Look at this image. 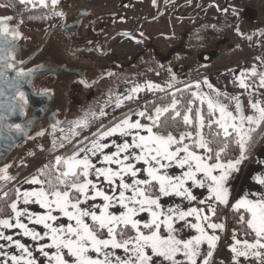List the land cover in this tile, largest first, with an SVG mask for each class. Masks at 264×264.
<instances>
[{"label": "snow or ice", "instance_id": "snow-or-ice-1", "mask_svg": "<svg viewBox=\"0 0 264 264\" xmlns=\"http://www.w3.org/2000/svg\"><path fill=\"white\" fill-rule=\"evenodd\" d=\"M19 2L26 4L33 0ZM58 2L51 0L54 9ZM39 3L46 6V0H39ZM11 19H0V36L6 38L11 35L16 39L20 34L9 29L7 21ZM7 66L14 67L13 64ZM17 75L26 77L30 73L18 70ZM251 75H257L255 68L251 70ZM246 79L247 74L242 73L238 82L239 87L247 90L250 86ZM203 83L215 95L202 94L201 84L197 82L194 85L196 91L191 92L183 110L179 108L183 98L177 99L173 94L170 104L157 106L151 113H136L150 123L143 124L140 120L132 121L130 117H125L107 130H97L89 144L79 147L71 155L57 157L54 177L50 174L48 179L40 180L33 176L26 183L41 185L38 190L16 191V199L8 205L11 214L0 218V229H18V235L32 241H46L38 243L36 249L45 258L43 264H198L201 245L204 243L210 250L200 264H209L211 249H214L219 239L214 233L225 227L223 223L212 222L216 216V207L213 205L230 203L228 180L247 159V149L257 129L264 130V101L250 100L253 115H245L238 97L229 98L235 102L234 109L229 110L219 99L222 94L213 89L207 79ZM259 85L264 87V73L260 74ZM146 87L149 91H163L159 85L151 83ZM142 90L138 85L124 99H133V94ZM18 95L26 104L24 93L19 92ZM197 102L200 106H207V116L202 107L196 106ZM121 103L122 100L118 98L116 106L119 107ZM100 114H105L103 109ZM165 114L170 115L173 122L182 120L183 126L189 130L181 131L178 135L172 131L166 134L154 131V128L160 127L161 117ZM90 117H95V113L86 114L74 122L70 129L72 136L78 134L77 129L89 126ZM14 127L18 132L22 131L19 124ZM142 132L146 134L142 135ZM116 133L131 136V141L125 140L115 145L114 152L105 154L103 150L109 145L102 141ZM221 136L224 138L222 141ZM230 143L236 144L239 155L225 159ZM60 146L63 147V143ZM81 153L84 155L81 156ZM100 156L102 163L114 164L117 168L96 167L92 158L100 159ZM134 161L143 162L146 167L137 168ZM7 167L0 168V179H11L7 175ZM173 167L180 169V174H169L168 169ZM93 174L97 178L103 177L113 194L97 187L89 178ZM138 174L146 175L147 178H138ZM39 175H45L43 170H40ZM128 176L132 178L130 183L125 179ZM253 179L264 187V174ZM45 184L47 187L43 186ZM194 189L207 190L208 197L199 200L200 204H207V209L189 207L184 210L177 206L168 208L166 212L163 210L161 196L174 195L193 202L198 200ZM126 192L131 195H126ZM251 196L253 198L245 194L231 205L239 215L241 226L246 225L255 237L251 242L247 239L241 241L233 234L234 243L230 249L233 264H240L239 258L248 259L250 256L257 258L259 264H264V192L252 193ZM98 197L103 201L101 205L92 203L83 207L86 202L95 201ZM18 201L24 205L36 203L45 212L30 213L27 208L18 207ZM116 205L123 209L119 214L109 211ZM53 213L62 214L68 223H57L58 216ZM140 213H148L150 219H138ZM189 217L193 220L190 221ZM89 219L91 223L87 222ZM177 221H183L184 226L193 229L197 235L188 239L178 238L175 234L177 229L173 227ZM28 224L42 225L44 231L38 232ZM161 229L167 235H162ZM208 229L212 232L209 233ZM130 232L134 234L130 235ZM0 240L6 242L0 244V264H41L30 247L19 239L0 231ZM12 246L19 255L3 251L5 247ZM119 249L123 250L125 256L116 254ZM178 256L184 259L179 260Z\"/></svg>", "mask_w": 264, "mask_h": 264}, {"label": "rangeland", "instance_id": "rangeland-1", "mask_svg": "<svg viewBox=\"0 0 264 264\" xmlns=\"http://www.w3.org/2000/svg\"><path fill=\"white\" fill-rule=\"evenodd\" d=\"M212 1L214 0H204L203 2L211 3ZM238 1L245 5L253 1L256 5V8L246 11L248 16H245L246 18L241 21L239 40L200 46L201 41L198 39L195 43L185 44L184 38L192 36L187 30L188 23H184V28L179 30L176 13H169L170 0H59L56 6L63 5L69 10L100 8L99 18L109 25L105 28L108 33L128 34L134 31L130 37L115 36L112 38L113 43H121L127 48L126 53L130 57L125 65L116 63L110 70L111 77L102 81V90L95 98V102L91 103V105L97 106V113L95 117H90V124L86 129L95 128L103 120L124 107L133 106L159 93L163 94V91L171 88L168 87L169 84L173 87L179 83L181 77L188 76L182 72L184 67L189 69H192L193 66H198L199 69L231 67L227 74L245 73L247 74L246 83L250 87L246 90L238 86V89L241 93H245L248 103L250 100H259L264 92V87L259 85L260 74L264 73V68L257 57H252V55L254 54V42L257 38L264 36V0ZM165 2H167L166 6ZM199 3L201 5V0ZM26 4L44 6L39 3V0H33L32 3ZM46 6L53 8L51 0H46ZM162 9L163 11L157 19L150 20ZM5 17H12V14L8 8L0 5V19ZM202 22L205 24V19ZM201 26L202 23L199 22L196 29ZM41 34L37 35L40 37ZM22 35H32V33L23 30ZM182 43L183 47H181ZM126 53L123 56H127ZM181 53L189 57L188 63L185 66L179 63L172 64ZM107 59V57L103 58L105 64L109 61ZM253 68L256 69V76L251 75ZM148 83L159 85L163 91H149L146 87ZM138 85L143 90L133 94V99H124L130 94L131 89ZM118 98L122 100L119 107L116 106ZM91 105L82 109V113L77 116L76 121L94 109V106ZM101 109H103L104 115L100 114ZM84 110L87 112L86 114L83 112ZM248 110L253 115L250 104H248ZM104 128L105 126H102L99 130ZM81 134L78 132L76 136H72L71 132L49 130L31 136L25 142L18 144L8 158L0 162V168L8 166L7 175L11 177L8 180L0 179V192L16 180L20 174L35 167L52 153L60 149H67L70 143ZM62 137H67V139L62 140ZM61 143H63V147L60 146Z\"/></svg>", "mask_w": 264, "mask_h": 264}, {"label": "crops", "instance_id": "crops-1", "mask_svg": "<svg viewBox=\"0 0 264 264\" xmlns=\"http://www.w3.org/2000/svg\"><path fill=\"white\" fill-rule=\"evenodd\" d=\"M203 1L204 0H201V5L199 3V0H170L169 2V13H176L177 15L176 22H178L179 30L184 28L183 26L184 23L185 24L188 23V29L187 28L186 29L190 31L192 36H188L187 38H184L183 36H181V38L185 39V44L195 43L197 42V39L201 41L200 46L214 45V43H222L223 41L230 42L231 40H233V42H236V40H239L240 38L239 33L241 34V27H242L241 21L243 20V18H246L245 16H248L246 14L247 13L246 11L252 8H256V5L254 4L253 1L250 2V4H246V5L243 2L239 3L238 0H216V1L214 0L211 3L209 2L204 3ZM166 5H167V2L165 6ZM204 19L206 21L205 24H203L202 22V20ZM199 22L202 23V26L201 28L196 29V25ZM255 42H254V54L252 55V57H255V52H256ZM181 47H183V43ZM119 59L124 60L123 58H119ZM188 60H189V57L181 53V55L178 58H175L172 64L179 63L180 65L185 66L188 63L187 62ZM229 68L231 67H220L216 69H209L208 67L204 69H199L198 66H193L192 69L184 67L182 72L185 75L187 74L188 76L186 78L181 77L179 80V83H177L175 86L171 87L170 89L163 91V94L170 93L178 89L189 88L186 86H191L190 88H192V92H193V91H196V88L194 87V85L197 82H199L201 84L200 91L202 94L215 95V93H213L212 90L209 89L207 85L203 83L204 80L207 79L208 83L212 85V88L222 94L219 97V99L228 106L229 110L234 109V103H235L234 101H230L229 98L238 97L243 106V111L245 115H252L250 111L248 110L249 103L246 100L245 93H241L240 90L238 89V86H239L238 76L241 75V73L233 72L231 74H227V72L231 70ZM159 94L153 97H150L148 99H145L143 101H140L133 106L124 107L120 111H117V113L103 120L100 124H98L93 129H89V130L86 128L79 129L80 131H77V132L82 133L81 136L74 139L70 143V146L80 144L81 142L82 143L76 149L68 153L65 157L71 155L79 147H83L89 144V142L95 138L93 136V133H96L97 130H99L102 126H106L107 123L112 122L115 118H118L119 116H121L119 119H117L112 124L108 125L102 130H107L108 128L112 127L115 123L120 122L125 117H130L132 121H135V120L141 121L142 117L136 115V113L141 111L140 106L144 102L151 100L157 96H160ZM91 106H94V105L92 104ZM204 106L207 108L206 105ZM85 110L83 112H85ZM92 112L95 114L97 113V106H94V109L90 113ZM81 113H82V108H80L79 106L73 107L71 109L70 119L67 121V120H64L65 119L64 117V119H62L61 124H63V126L66 125L67 123H68L67 125L74 124V122L77 119V116H79ZM86 113L87 112H85V114ZM141 134L144 135L146 133L142 132ZM125 140L131 141V136L126 137V136L121 135L120 133H116L113 136L105 138V140L102 141V143H107L109 147L103 150L104 153L110 154V152H114L116 150L115 145L122 144L125 142ZM65 149H60L59 151L52 153L51 155L43 159V161L38 163L35 167L20 174L16 180H14L11 184H9L8 187H6L3 191L0 192V195L4 194L9 189H13L14 190V200H15L17 190H19L21 193L25 191L38 190L41 187L39 184L26 183V181L30 180L33 176H36L35 172L42 165H44L47 161L52 160V159L56 160V158ZM83 155L84 153H81V156ZM99 155L100 154L98 153V156ZM251 158H254V161H250ZM92 160H93V163L96 165V167H112L113 169L117 168V166L114 164L107 165V164L102 163V156H100V159H96L95 157H93ZM133 163H135V166L140 169H143L146 167V165H144L143 162L134 161ZM168 172L169 174H172V175H178L180 174L181 170L173 167L171 169H168ZM261 174H264V133L260 136L259 140L257 141L252 151L249 154H247V159H245L241 163V165L239 166V170L231 174L228 180V184H227L229 188V192H230V197H229L230 203L228 205H222V206L227 209H232L231 205L235 203L241 197L245 196V194H248L249 198H253L251 196L252 193L264 192V187L256 183V181L253 179L255 176L261 175ZM89 178L92 179L96 183L97 187L101 188L102 190L109 193L110 195L113 194L110 191V186L106 182H104L103 177L97 178L93 174ZM138 178H147V177L146 175L138 174ZM125 179H126V182L130 183L132 178L128 176V177H125ZM194 192L196 193L198 200L193 201V202L186 201L183 198L176 197L174 195L173 196H161L160 203L162 205L163 210L166 212L168 208H175L177 206H179L181 209H184V210H187V208L189 207L207 209V204L202 205L199 203L200 199H206L208 197L207 190L206 189H194ZM126 195H131V193L126 192ZM17 203H18V207L27 208L30 213L44 214L45 212V209H42L36 203H30L28 205H24L20 201H18ZM92 203L101 205L103 201L98 197L95 201L86 202L83 205V207H88ZM109 211L119 214L120 212L123 211V209H121L119 205H116L115 207L110 208ZM53 214L58 216L57 223H64V224L68 223L67 219L63 217L62 214H59V213H53ZM137 218L141 219L142 221L150 219L148 213H140ZM188 219L190 221L193 220L192 217H189ZM24 222L28 223L26 219H24ZM87 222L91 223L90 219ZM212 222L223 223L221 221H212ZM28 226L30 228H34L38 232L44 231L42 225L28 224ZM173 227L177 229L175 234L177 235L178 238L188 239L191 236L197 235V233L193 229L189 227H185L183 221H177V223L174 224ZM0 231H5V234L12 235L14 239H19L22 243H25L27 246H29L33 252V255L36 256L37 260L40 261L41 264H43V261L45 260V258L41 256L40 253L36 249H37L38 243H45L46 241H39V242L32 241L28 237H24L23 235H18V232H19L18 229H10V230L0 229ZM208 231L209 233L212 232L211 229H208ZM161 234L167 235V233L163 229H161ZM214 234L218 236L219 239L215 242L214 249H211L212 256L209 258V264H233V253L230 250L231 246L234 243L233 233L228 232L226 228L224 227L223 230H219V229L216 230ZM4 243L6 242L0 240V244H4ZM209 250L210 249L208 248L207 243H204L201 245V256L198 258V264L202 262V260L207 255V252ZM3 251L8 252L9 254L19 255V252L14 248V246L5 247ZM116 254L121 257L125 256V253L123 252L122 249L116 250ZM177 259L183 260L184 257L178 256ZM239 261H240V264H259L258 259L255 257H251V256L248 259H244L243 257H241L239 258Z\"/></svg>", "mask_w": 264, "mask_h": 264}, {"label": "flooded vegetation", "instance_id": "flooded-vegetation-1", "mask_svg": "<svg viewBox=\"0 0 264 264\" xmlns=\"http://www.w3.org/2000/svg\"><path fill=\"white\" fill-rule=\"evenodd\" d=\"M47 8L42 24L23 23L14 15L7 21L9 29L20 35L6 52V74L2 79L5 83L19 81L21 89L15 102L22 108L18 124L26 138L49 130L70 132L73 124L63 126L62 119H70L73 107L84 109L94 103L102 90V81L111 77L110 70L116 63H128L127 48L113 43L112 38L130 37L134 33H108L105 28L109 25L99 18L100 8L69 10L63 5ZM23 30L31 31L32 35H22ZM50 30L60 32L47 35ZM7 38L13 40L11 35ZM125 53L127 56H123ZM13 56L15 59H11ZM106 57L109 61L105 64ZM18 70L30 75L20 77ZM19 92L24 93L26 104L19 99ZM6 129L17 131L14 125H7Z\"/></svg>", "mask_w": 264, "mask_h": 264}, {"label": "trees", "instance_id": "trees-1", "mask_svg": "<svg viewBox=\"0 0 264 264\" xmlns=\"http://www.w3.org/2000/svg\"><path fill=\"white\" fill-rule=\"evenodd\" d=\"M0 5L6 7L9 9L10 13L23 21V23H31L32 21H37V23L42 24L41 21L44 19V14L48 13V8L44 6H32L29 4H21L19 0H0ZM192 92V88H183L178 89L176 91L162 94L160 96H157L151 100H148L144 102L140 109L141 111H147L151 113L153 109L157 106H164L167 104H170L171 99L173 98V94H175L177 99H181L182 103L179 105L180 110L184 109V105L186 104L187 98L190 97V94ZM197 107H202V110L204 111L205 116H207V108L205 106H200L199 102L196 104ZM123 116V115H122ZM115 118L112 122L108 123L106 126L112 124L114 121L119 119ZM141 122L143 124L150 123L146 118L142 117ZM105 126V127H106ZM189 129H186L183 124L182 120L178 122H173L171 119V116L168 114H165V116L161 117V124L160 127L154 128V131H159L162 133H167L168 131H172L174 134H179L181 131H186ZM208 129H205V132H207ZM264 133V130L258 129L256 132V135L252 142L250 143V146L247 149V154H249L254 146L256 145L257 141L259 140L260 136ZM224 138L223 136L220 137V140L222 141ZM219 143V142H218ZM80 144L73 145L65 149L58 157H65L68 153H70L72 150L76 149ZM216 147V145H213ZM239 155V149L236 146L235 143H230L229 148L226 150L225 153V159L233 158ZM55 165L56 160L52 159L47 161L44 165H42L36 172V176L40 180H46L49 178V175L51 174L52 177L55 175ZM40 170H43L45 175L41 176L39 175ZM41 186V185H40ZM44 187H47V185H43ZM14 200V190L9 189L4 194L0 195V218L4 216H8L11 214L10 208H8V205ZM216 207V216L212 218V221H221L224 223L225 228L230 233H235L236 238L243 241L247 239L248 241L254 240V234L250 232L246 228V225L241 226L239 222V215L236 214V212L233 209H227L223 207L222 205H214ZM248 232L249 234H245ZM132 234L131 232L129 233Z\"/></svg>", "mask_w": 264, "mask_h": 264}, {"label": "water", "instance_id": "water-1", "mask_svg": "<svg viewBox=\"0 0 264 264\" xmlns=\"http://www.w3.org/2000/svg\"><path fill=\"white\" fill-rule=\"evenodd\" d=\"M162 11L163 9L150 20L157 19ZM54 32L60 31L50 30L47 35ZM14 43V39L10 40L7 37L0 36V162L5 161L13 149L27 139L23 132L8 131L6 129L7 125H17L20 121L21 109L18 103L15 102V95L21 89L19 81L12 80L10 83H5L2 79L6 74V52Z\"/></svg>", "mask_w": 264, "mask_h": 264}, {"label": "built area", "instance_id": "built-area-1", "mask_svg": "<svg viewBox=\"0 0 264 264\" xmlns=\"http://www.w3.org/2000/svg\"><path fill=\"white\" fill-rule=\"evenodd\" d=\"M255 45H256L255 57H257L260 64L264 68V36L257 38ZM259 100L264 101V92L259 97ZM250 161H254V158H251Z\"/></svg>", "mask_w": 264, "mask_h": 264}]
</instances>
